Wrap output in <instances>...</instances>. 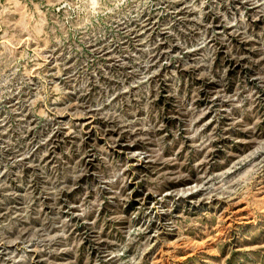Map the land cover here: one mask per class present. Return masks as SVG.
<instances>
[{
    "label": "rangeland",
    "instance_id": "rangeland-1",
    "mask_svg": "<svg viewBox=\"0 0 264 264\" xmlns=\"http://www.w3.org/2000/svg\"><path fill=\"white\" fill-rule=\"evenodd\" d=\"M0 264H264V0H0Z\"/></svg>",
    "mask_w": 264,
    "mask_h": 264
}]
</instances>
